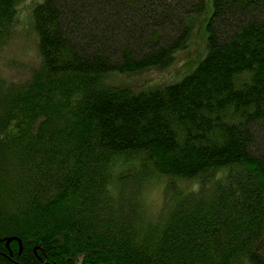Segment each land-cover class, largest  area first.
I'll use <instances>...</instances> for the list:
<instances>
[{
	"label": "trees",
	"instance_id": "16d2710c",
	"mask_svg": "<svg viewBox=\"0 0 264 264\" xmlns=\"http://www.w3.org/2000/svg\"><path fill=\"white\" fill-rule=\"evenodd\" d=\"M16 1L0 0V54ZM204 6L35 4V59L0 60V264H264V0H213L181 81L107 82L166 69Z\"/></svg>",
	"mask_w": 264,
	"mask_h": 264
},
{
	"label": "rangeland",
	"instance_id": "374dc122",
	"mask_svg": "<svg viewBox=\"0 0 264 264\" xmlns=\"http://www.w3.org/2000/svg\"><path fill=\"white\" fill-rule=\"evenodd\" d=\"M41 0H17L15 3V37L11 45L0 54V60L7 65L35 59V32L33 30L32 8ZM213 12V0H205L204 10L186 18L189 35L185 47L174 52V61L162 70L154 68L131 73L110 75L109 84L130 90L133 94L151 92L181 81L199 63L205 54L207 23ZM169 28L170 25H168ZM169 35L170 32H167ZM6 65V66H7ZM10 70L3 72L7 77ZM17 74V73H16ZM152 181L150 187H154ZM159 190V189H158ZM161 194L155 189L146 193L145 205L154 214L159 207Z\"/></svg>",
	"mask_w": 264,
	"mask_h": 264
},
{
	"label": "water",
	"instance_id": "95a60500",
	"mask_svg": "<svg viewBox=\"0 0 264 264\" xmlns=\"http://www.w3.org/2000/svg\"><path fill=\"white\" fill-rule=\"evenodd\" d=\"M12 240H17L16 238H9L7 241H6V246L8 245V243Z\"/></svg>",
	"mask_w": 264,
	"mask_h": 264
}]
</instances>
